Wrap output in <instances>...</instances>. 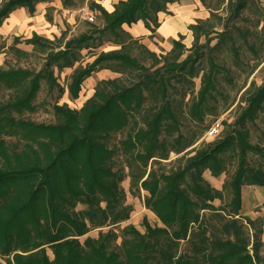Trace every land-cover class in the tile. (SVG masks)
<instances>
[{"label": "trees", "instance_id": "16d2710c", "mask_svg": "<svg viewBox=\"0 0 264 264\" xmlns=\"http://www.w3.org/2000/svg\"><path fill=\"white\" fill-rule=\"evenodd\" d=\"M50 1L1 0L0 26L15 10L23 8L32 16L38 4ZM74 1L60 0L65 8ZM86 1L95 21L86 22L77 36L61 33L50 40L32 33L23 40L32 52H19L39 55V70L0 66L1 255H12L13 264H264V216L252 220L241 215V189L264 188V132L254 143L250 134V126L264 113V68L262 83L252 82L242 93L243 106L233 126L220 136L221 123L213 122L210 126L220 124L218 138L197 147L201 135L187 138L179 132L168 92L185 78L195 52L204 48L199 39L207 42L216 34L218 49L232 37L226 22L244 19L249 1L197 0L208 15L187 27L194 53L181 60L184 35L171 42L168 52L156 54L123 28L142 22L154 35L158 14L179 0H119L110 11L98 0ZM257 35L264 36V24ZM104 44L114 49L96 52ZM85 50L93 52V60L74 68L67 87L71 99L78 98L81 83L93 73L108 70L118 76L99 81L79 109L54 104L55 123L24 119L43 85L63 94L54 73L72 69ZM214 70L213 64L202 76L195 112L214 89ZM171 153L178 157L166 162ZM206 171L210 177L224 175L222 190L203 178ZM126 177L131 193H147L145 208L161 227L146 224L140 233L127 225L118 249L108 246L117 237L112 231L87 237L81 245L78 238L90 230L128 220L132 209L121 188ZM224 192L226 212L212 204ZM219 233L232 240L222 242ZM183 241L186 250L180 254Z\"/></svg>", "mask_w": 264, "mask_h": 264}, {"label": "rangeland", "instance_id": "374dc122", "mask_svg": "<svg viewBox=\"0 0 264 264\" xmlns=\"http://www.w3.org/2000/svg\"><path fill=\"white\" fill-rule=\"evenodd\" d=\"M188 1L191 0H179L177 4L179 6H190L191 9L193 8L197 12L196 15L202 16V18L206 14L208 15L205 9H200L199 5H195L199 8L196 9ZM248 1L250 4L243 11L244 19L236 20L235 23L226 22L227 32L232 36L231 39H226V42L217 49L214 48L219 43L216 34H211L207 42L204 37H201L199 44L201 46L205 45L199 55L195 52L196 61L191 63L188 70L184 72L185 78L179 84L174 83L173 88L168 89L169 98L173 102L177 120L179 121V132L187 138H191L195 134L201 135V138L193 147L218 138H208L204 135L205 130L213 122L220 121V136L227 127L233 126L243 106L241 102L242 93L252 82L255 85H260L263 81L261 70L264 68V47L260 46V41L264 36L257 35V31L264 24V0ZM96 2L102 5L101 0ZM104 4L107 6L108 1L104 0ZM86 5V0H75L72 7L65 8L60 0H51L50 2L38 4L32 16H29L23 8L13 11L0 26V43L2 46L0 50V66L4 69L22 67L39 70L42 65L39 55L24 56L19 52L22 51L28 54L32 52V46L24 44L23 40L30 38L32 33L50 40H53L54 37H59L61 33H65L66 38L77 36L86 30V22L92 23L89 18H92L93 22L95 21L93 14L88 11ZM45 14L50 18V22L46 20ZM165 15L172 14L165 12ZM257 21L260 23L259 26ZM215 31H220V28L217 27ZM137 38L140 39V42L143 39L147 45L146 47L156 54H165L169 51L159 47L158 43L153 39L157 38L155 35L139 36ZM14 39H18L19 43L14 44ZM192 40L191 34L188 33L186 37L184 36L182 43L185 49L179 60L194 53L191 48ZM231 48L236 49L237 58L234 57ZM112 49H114L112 46L104 44L96 52ZM92 53L85 50L82 52V60L75 64L72 69H65L60 73L55 71L57 82L64 90L63 94L59 96L56 91L49 92L43 85L33 100L34 110L24 111L22 117L35 123H55L56 118L52 108L54 104H65L71 109H79L93 94L99 81L118 76L108 70L93 73L81 83L78 98L71 99L67 89L70 83V76L74 68L83 67L86 63L93 60ZM213 64L215 65L216 77L214 89L211 90L207 100L195 112L194 104L198 98V91L202 86V76L208 72ZM6 94V92L3 93L4 96ZM261 132H264V113L257 118L256 125L250 126L252 143L261 139ZM177 157V155L171 153L166 162L172 161ZM203 178L217 190L223 189L226 179L224 175L210 177L207 171L203 173ZM121 188L125 193V204L132 209L128 220L116 225H108L101 229L90 230L86 235L78 238L81 245L87 237L97 239L99 234H106L112 231L117 237L113 240L111 239L108 246L110 249H118L122 238L121 230L127 225L133 226L140 233H145L146 224L151 227H161L157 217L145 208L144 198L147 195L145 191L139 190L131 193L129 191L128 177L121 183ZM242 190L241 215H246L252 220L264 216V188L245 186ZM228 200V195L224 192L223 197L213 201L212 204L215 208L226 212ZM78 208H82V206H78ZM205 214L208 215V213ZM209 221L211 222L212 220L210 219ZM247 231L251 236L253 231L250 228ZM218 237L225 243L232 240L230 237H224L221 233L218 234ZM261 238L264 239V226ZM184 250H186V243L183 241L179 245V253L183 254ZM45 253L48 260L52 261L54 257L51 249L46 247ZM8 261L13 264L12 255H1L0 253V264H9Z\"/></svg>", "mask_w": 264, "mask_h": 264}, {"label": "crops", "instance_id": "0c3cea01", "mask_svg": "<svg viewBox=\"0 0 264 264\" xmlns=\"http://www.w3.org/2000/svg\"><path fill=\"white\" fill-rule=\"evenodd\" d=\"M107 1V6L104 4V0H101V3L106 10L110 11L112 9V5L119 0ZM188 2H190V4H193L192 7L194 8L196 7L195 5H199L200 9L203 8L197 0H191ZM196 9L199 8L196 7ZM167 12H170L172 15L166 16L165 13L158 14V21L160 25L154 33L155 37L157 38H153L154 41L158 43L159 47H161L165 51L166 49L167 51L170 50L171 42L173 40H177L179 34L184 35L185 37L187 36V34L189 33L187 27L194 23L195 20L207 18V14L202 18V16L200 17L196 15L197 12L193 8L191 9L190 6H179L178 4L170 5L167 9ZM123 28L126 29L133 37L151 35V33L143 27L142 22H138L130 28L127 26H123ZM141 43L147 46L143 39L141 40ZM165 45H167L166 48ZM242 191L243 190L241 189V193Z\"/></svg>", "mask_w": 264, "mask_h": 264}, {"label": "built area", "instance_id": "2783aa9c", "mask_svg": "<svg viewBox=\"0 0 264 264\" xmlns=\"http://www.w3.org/2000/svg\"><path fill=\"white\" fill-rule=\"evenodd\" d=\"M89 20L92 21V18H89ZM219 130H220V124H219V122H216L215 124L210 126V128L207 130L205 135L208 138L216 137Z\"/></svg>", "mask_w": 264, "mask_h": 264}]
</instances>
